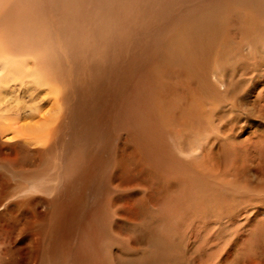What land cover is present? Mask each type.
<instances>
[{"label":"bare ground","instance_id":"1","mask_svg":"<svg viewBox=\"0 0 264 264\" xmlns=\"http://www.w3.org/2000/svg\"><path fill=\"white\" fill-rule=\"evenodd\" d=\"M64 62L70 66L68 80ZM42 74L51 82L59 79L60 90L49 88L41 97ZM0 87V96L2 88L12 93L8 101L0 97V144L6 132L22 139L16 140L23 153L16 149L15 160L24 171L37 172L35 160L46 166L45 150L28 146L48 143L50 131L67 137L60 141L63 164L76 141L108 152L107 120L124 129V167L137 193L111 187L114 214L131 197L138 201L139 217L149 214L153 199L162 219L171 205L185 211L184 200L192 196L197 203L223 207L225 214L240 201L264 198V0H0ZM110 93L121 94V108L109 103ZM5 102L15 103V110H7ZM20 104L22 119H35L43 104V109L50 106L48 113L58 111L59 120L47 132L24 120L18 127ZM222 104L242 123L249 121L240 124L220 111L214 120L226 127L223 142L215 136L218 131L207 128ZM103 140L107 151L95 146ZM112 166L114 173L122 163L116 159ZM144 186L154 198L139 202ZM37 204L49 209L44 201ZM14 205L19 210L23 202ZM263 210L245 215L248 236L221 237L228 246L224 256L209 251L206 257L261 264L264 250L249 247L242 254L232 244L264 248ZM39 217L48 220L47 212ZM50 232H44L46 243Z\"/></svg>","mask_w":264,"mask_h":264},{"label":"rangeland","instance_id":"2","mask_svg":"<svg viewBox=\"0 0 264 264\" xmlns=\"http://www.w3.org/2000/svg\"><path fill=\"white\" fill-rule=\"evenodd\" d=\"M90 61L93 62L92 59ZM63 64L67 70L64 78L68 80L71 78L69 77L71 76L70 66L66 62ZM32 65L33 62L30 61L28 66L31 70ZM39 80V83L43 85L45 83L43 87H40L42 91L40 94L43 95L41 97H44L43 91L48 92L49 88L53 87L54 90L61 88L58 83L59 79H52L53 82H51L46 74L40 75ZM2 90L4 92L0 96L1 99L8 101L12 97L11 90L8 88H2ZM120 95L110 93L108 101L114 104L116 109L121 108L125 103ZM52 100L53 98L50 103ZM5 103L7 110L13 108L14 111L17 106L15 103ZM110 104L107 105L110 106ZM19 106L18 127L24 120L31 128L47 132L59 120V112L48 113L50 106L43 109V104L39 105L42 111L34 114L35 119H22L25 117L24 111L21 109L22 104ZM222 106L224 107L218 109L214 117H211L212 125L207 128L213 132L218 131L215 136L223 142L222 135L226 127L214 120L220 111L231 115V120H240V124L243 120L229 106L225 104ZM1 107L0 105V109ZM106 123L109 127L108 136H110L108 152L100 153L98 150L96 152L94 147L90 149L85 146V143L76 141V143H71L68 155L62 164L59 158L64 145L60 141L66 140L67 137H63L64 131L60 130L50 131L48 143L40 147L29 145V149L43 148L45 150L46 166L41 168V163L34 161L36 168L39 169V171L35 169L38 173L24 171L19 166L15 160V151L16 149L22 153L23 151L16 140L22 139L19 137L15 139L14 134L5 133L2 139L5 143L0 144V264H229L223 258L219 259L215 255L216 258L210 255L206 257V255L209 251L223 252V256L228 252V246L220 241L223 236L230 234V238L237 239L246 234L248 236L251 225H249L250 221L246 222L249 218L245 215L257 209H264V198L240 201L233 207L225 208L229 213L225 214L223 207L208 206L202 200H197L199 201L197 203L192 196L184 200L185 211H177L178 207L171 205V208L165 210L162 219L161 209L155 208L156 201L151 199L153 190H148L147 186H144L141 189L145 193L136 197L139 202H142V199H151L149 200L150 205L148 204L152 206L148 211L149 214L146 213L139 217L136 213L138 201H134V197L130 199V206L125 205L126 207L120 212L114 214L112 211L117 206L115 205V194H110L111 187H127L132 188L131 190L136 193L137 191L135 185L130 182L132 179L129 180L130 173L124 167L126 163L124 164L123 157L127 152V137L124 129L113 125L112 121L107 120ZM247 123H249L248 120ZM201 136L203 141L208 138H205V132ZM104 140L103 144L96 141L95 146L99 148L98 145H104L105 148ZM178 157L187 161L181 154H178ZM116 159H119L122 166L113 173L112 165ZM67 193L70 194L67 195ZM227 194L230 195L229 192ZM38 200L49 204V209H44L37 204ZM18 201L23 202L19 210L14 209V203ZM129 209L133 210L129 212ZM46 212L48 220L40 221L39 214H46ZM110 214L114 217L107 219ZM124 223L126 225H123ZM49 230L51 236L46 243L43 238ZM149 240L152 242L150 246H148ZM173 243H177L176 246ZM232 247L241 251L242 254L249 247V249L264 250L263 247H257L245 241H238L235 245L232 244ZM240 259L236 264H256L250 259ZM261 264H264V260Z\"/></svg>","mask_w":264,"mask_h":264}]
</instances>
